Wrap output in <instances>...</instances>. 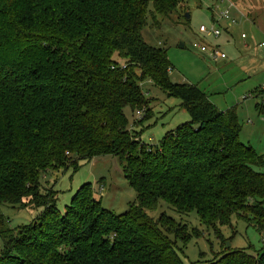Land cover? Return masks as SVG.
Here are the masks:
<instances>
[{"label":"trees","instance_id":"16d2710c","mask_svg":"<svg viewBox=\"0 0 264 264\" xmlns=\"http://www.w3.org/2000/svg\"><path fill=\"white\" fill-rule=\"evenodd\" d=\"M180 1L0 0V207L41 208L13 229L0 212V264H184L197 229L150 216L159 201L195 210L218 235L235 217L264 238V155L240 140L234 108L171 81L166 49L142 39L147 15L167 16ZM146 80L190 116L156 145L141 142L125 113H141L134 127L150 115ZM108 155L135 200L115 213L84 182L59 212L43 177ZM225 243L201 264H264V248Z\"/></svg>","mask_w":264,"mask_h":264},{"label":"rangeland","instance_id":"374dc122","mask_svg":"<svg viewBox=\"0 0 264 264\" xmlns=\"http://www.w3.org/2000/svg\"><path fill=\"white\" fill-rule=\"evenodd\" d=\"M231 1L237 7L231 9L232 14H236L235 24L219 17L220 12L226 9L227 1L182 0L176 10L167 16L149 13L141 36L149 45L166 49L171 64V81L195 84L218 108H234L241 130L240 140L250 143L257 152L264 151V112L259 113L257 109V105L264 104V94L259 93L264 86V33L237 6L239 3L246 6L247 1L257 6L264 0ZM214 29L219 30L218 35L213 33ZM242 33L244 36L241 37ZM196 42L207 47L217 46L226 58L211 59L209 54L193 47ZM142 87L147 97L151 98L150 115L134 127L138 116L128 107L125 113L130 128L140 133L141 142L156 145L169 129L189 120L190 116L178 98L166 97L149 80ZM78 165L76 170H52L41 181L43 186L53 185L57 191L59 212L63 213L71 195L84 182H90L101 205L115 213H123L128 204L135 200L136 194L124 178L122 164L116 156L79 160ZM40 209L2 204L0 212L6 218L8 227L13 229L31 222ZM161 212L197 229L196 236L191 235L183 249L184 255L181 256L184 264H201L202 260L211 259L223 240L230 242L231 247L247 248L253 254L264 248V238L253 224L244 220L232 217V226L219 227L218 235L212 228L199 222L195 210L181 214L164 201H159L155 210L148 213L155 218Z\"/></svg>","mask_w":264,"mask_h":264},{"label":"built area","instance_id":"2783aa9c","mask_svg":"<svg viewBox=\"0 0 264 264\" xmlns=\"http://www.w3.org/2000/svg\"><path fill=\"white\" fill-rule=\"evenodd\" d=\"M227 1V6L226 9L221 11L219 14L220 18H224V19H228V21L232 24H235L237 21V18L235 16V14H232V10L231 9H237V7H235V4L231 1V0H224ZM213 33L215 35L219 34V30L218 29H214ZM244 36V33L241 34V37ZM263 44V42H262ZM193 47L195 49H199V51L201 52H206L207 54H209L210 58L216 60V59H224L226 58V55L217 47V46H212V47H207L204 44H200L198 42L193 43ZM141 113L139 111L136 112V116L140 117Z\"/></svg>","mask_w":264,"mask_h":264},{"label":"crops","instance_id":"0c3cea01","mask_svg":"<svg viewBox=\"0 0 264 264\" xmlns=\"http://www.w3.org/2000/svg\"><path fill=\"white\" fill-rule=\"evenodd\" d=\"M237 6L239 7V9L242 8L245 11V14L249 17L250 21L253 22L255 25H257V27L264 33V2L257 4V6H255L253 4H248V1H247L246 6H243L241 3H239V5H237ZM235 16H236V14H235ZM221 110H224V109H221ZM258 153L259 154L262 153L264 155L263 150L258 151ZM259 170L264 171V167L259 168Z\"/></svg>","mask_w":264,"mask_h":264},{"label":"water","instance_id":"95a60500","mask_svg":"<svg viewBox=\"0 0 264 264\" xmlns=\"http://www.w3.org/2000/svg\"><path fill=\"white\" fill-rule=\"evenodd\" d=\"M185 16L188 17V14L186 13ZM181 45H182V44H181ZM230 246H231L230 242H226L225 247H230Z\"/></svg>","mask_w":264,"mask_h":264}]
</instances>
